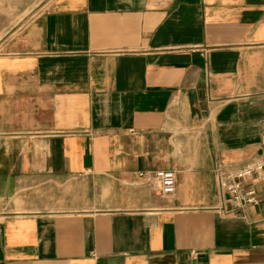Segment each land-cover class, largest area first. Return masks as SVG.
I'll list each match as a JSON object with an SVG mask.
<instances>
[{"label": "crops", "instance_id": "1", "mask_svg": "<svg viewBox=\"0 0 264 264\" xmlns=\"http://www.w3.org/2000/svg\"><path fill=\"white\" fill-rule=\"evenodd\" d=\"M263 137L264 0H52L0 55V264H264L215 174Z\"/></svg>", "mask_w": 264, "mask_h": 264}, {"label": "built area", "instance_id": "2", "mask_svg": "<svg viewBox=\"0 0 264 264\" xmlns=\"http://www.w3.org/2000/svg\"><path fill=\"white\" fill-rule=\"evenodd\" d=\"M259 158L246 167L232 170L217 166L215 174L221 195L220 210L227 215H236L248 206L258 205L260 200L257 184L264 185V137ZM141 182L163 196H172L177 191L175 170H147L139 172Z\"/></svg>", "mask_w": 264, "mask_h": 264}, {"label": "rangeland", "instance_id": "3", "mask_svg": "<svg viewBox=\"0 0 264 264\" xmlns=\"http://www.w3.org/2000/svg\"><path fill=\"white\" fill-rule=\"evenodd\" d=\"M52 0H0V55L25 25L42 13Z\"/></svg>", "mask_w": 264, "mask_h": 264}]
</instances>
